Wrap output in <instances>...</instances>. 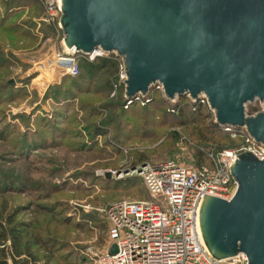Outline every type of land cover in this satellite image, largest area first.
<instances>
[{"label": "rangeland", "instance_id": "obj_1", "mask_svg": "<svg viewBox=\"0 0 264 264\" xmlns=\"http://www.w3.org/2000/svg\"><path fill=\"white\" fill-rule=\"evenodd\" d=\"M7 1L0 0V20L2 4ZM23 2L31 4L30 0ZM21 3L16 0L13 12L19 13H13L10 22L16 26L29 21L26 30L36 40L13 37L10 44L0 30V44L22 50L16 65L22 70L13 69L11 76L15 81L12 86L21 92L13 102L0 100V209L4 225L14 229L21 238L19 244L31 247L38 257L31 264H95L87 250L105 251L110 243L102 210L121 200L149 198L142 178L126 175L125 170L137 168L135 164L143 157L147 162L175 160L196 166L199 144L206 134L212 133L223 144L232 142L220 125V130H212L216 117L211 108H207L211 114L208 121L193 108L181 119L174 108L180 97L173 103L155 87L146 96L149 102L137 101L139 107L118 111L119 120L107 125L110 112L102 116V110L116 101L123 87L113 96L114 87L113 91L108 88L113 79H107L104 71L91 76L83 67L77 78L60 76L55 56L63 50V31L39 23L41 16L31 23L34 12L20 8ZM87 61L80 57L81 64ZM258 102L247 106L248 115L254 114L252 107L260 109ZM97 125L109 128L108 135L93 138L91 128ZM215 146L207 149L202 167L212 165L209 153ZM118 172L125 173L124 178H119ZM7 177H13L12 181ZM9 238L5 249L13 264Z\"/></svg>", "mask_w": 264, "mask_h": 264}, {"label": "water", "instance_id": "obj_2", "mask_svg": "<svg viewBox=\"0 0 264 264\" xmlns=\"http://www.w3.org/2000/svg\"><path fill=\"white\" fill-rule=\"evenodd\" d=\"M60 25L68 49L124 60L127 100L158 84L170 100L206 95L218 125L264 146V111L246 112L264 102V0H62ZM231 172L233 197L203 200L205 245L218 260L264 264V160L243 152Z\"/></svg>", "mask_w": 264, "mask_h": 264}, {"label": "built area", "instance_id": "obj_3", "mask_svg": "<svg viewBox=\"0 0 264 264\" xmlns=\"http://www.w3.org/2000/svg\"><path fill=\"white\" fill-rule=\"evenodd\" d=\"M40 2L43 14L38 22L62 31V0ZM55 57L59 75L72 78L81 75L80 57L90 62L97 58L112 57L118 64L113 96L119 88H125L126 66L124 60L116 54L98 50L87 55L63 45V50L57 51ZM155 88L164 93L161 84ZM124 98L126 109L137 101L149 102L148 97L142 95L127 100L124 94ZM190 100L193 104L199 102L210 108L206 95H201L197 101L192 98ZM170 101L176 102L175 99ZM258 103L262 108H258L253 115L264 111V102ZM222 128L232 139H240L242 143L233 149L210 152V167L187 166L175 160H160L125 170L126 175H138L142 178L149 198L122 200L102 210L109 226L110 243L105 251L93 248L87 250V256L94 259L95 264H249L243 253L229 259L214 258L205 245L200 227V211L205 196L225 200L233 197L237 183L231 168L238 156L243 152H250L264 160V146L257 144L245 129ZM124 174L117 176L124 178ZM112 244L118 248L116 254L110 252Z\"/></svg>", "mask_w": 264, "mask_h": 264}, {"label": "trees", "instance_id": "obj_4", "mask_svg": "<svg viewBox=\"0 0 264 264\" xmlns=\"http://www.w3.org/2000/svg\"><path fill=\"white\" fill-rule=\"evenodd\" d=\"M20 2H22L20 4V8L25 7L24 9H28V10L32 8L35 17H33V19H30L31 23H34L32 20H34L35 18L42 16L43 7H42L40 0H30V2H31L30 5H27L26 3H24L23 0H20ZM3 3L4 4H2V5H3V9H4V14L0 20L1 21L0 30H2V32L5 36V41H7L11 44V40L13 37H14V39L19 37L21 39H30V40L35 41L36 37L32 36L30 34V32H28L26 30V26H28L27 23L29 21L20 22L21 26L20 25L14 26L12 24V22H10V20L12 19L10 17H13L12 14L14 13V15H17V13H19V12H13V11H16L15 10L16 9V7H15L16 0H8L7 2H3ZM35 13H37L38 15H36ZM36 16H38V17H36ZM48 26L52 27L50 25H48ZM14 50H16V49L13 48V51L7 50V47H5L3 44H0V100L2 102H4V101L13 102L15 100V98L18 97L19 93L21 92L20 91L21 89H16L15 86H12V84H11V79H12L11 76L13 74L14 66L20 64V59H18V57H17L18 55L14 53ZM84 63L83 64L80 63L81 73H82V67L85 68L86 71L88 72V74H90L91 76H98L97 73L99 74V73L104 71L105 74L107 75V79H111V80L113 79V82L116 81V74L118 72V64L112 57H110V58H107V57L106 58H97L93 62L87 61L85 64ZM6 73H8V74H6ZM113 82H112V84H109V86H108V88H110L111 91H113ZM121 90H123V92H122V94L118 95L116 101L114 99H112V101H115V102L108 103L103 108L104 110H102V116H104L106 113L110 112L109 115L111 118L109 120H106L107 125H110V124L112 125L113 123H115L116 121L119 120L120 117L116 116L117 115L116 113L118 111L129 112V111L133 110L134 108L139 107V105H140L139 103L134 102L128 109H125L124 108V105H125L124 91L125 90H124V88H122ZM161 98L163 99V101H165L163 96ZM152 101L155 102L156 100L153 99ZM174 108L176 109V112L181 119H184L186 110L192 109V108L196 112L197 116H199V117L201 116L202 119L206 118V119H204L206 121H208L211 117V114L207 110L208 107L206 105H203L200 103L192 104L191 102H188V99H186L185 97H181L179 104L175 105ZM257 110H258V108H256V107L251 108V112H256ZM183 125H185V124H183ZM108 129L109 128H106V127L104 128L103 126L97 125L93 129L91 128V136L93 135L92 136L93 138L98 137V136L105 137L109 133L107 131ZM212 130L213 131L220 130L219 125L216 123L212 124ZM2 136H4V135H2ZM227 138L232 142V145L223 144V142H221V140L219 138L215 137L212 133L204 135L201 138V142L199 144V145H201V150L197 154L196 166H199V167L205 166L204 165L205 161H207L205 154L207 152V149H209L210 146L216 145L215 146L216 150L214 149L215 152H221L223 150L233 149V148H236V147L241 145L240 139H232L229 134L227 135ZM238 141L240 142L239 144L236 143ZM204 157H205V159H204ZM145 162H147V161L145 160V157H143L135 165H136V167H139L142 164H144ZM208 164H209V161H208ZM7 178L10 179V181H12V179H13V177H7ZM4 192L7 193L10 191L4 190ZM110 205H112V204H108L107 206H110ZM4 219H5V217L3 216L2 211L0 209V264H10L8 253L6 252V249H5V246L8 242V240L10 239L9 237L12 238V246L13 247H12V256H10V259L12 260L13 264L36 263V261H38L37 260L38 257L34 255L31 247L29 248L27 246H23L21 243L19 244L18 239H21V238L17 236L14 229L10 230V229L5 227ZM23 256L29 257L28 261L21 260V259H23V258H21ZM70 264H77V263H70Z\"/></svg>", "mask_w": 264, "mask_h": 264}, {"label": "crops", "instance_id": "obj_5", "mask_svg": "<svg viewBox=\"0 0 264 264\" xmlns=\"http://www.w3.org/2000/svg\"><path fill=\"white\" fill-rule=\"evenodd\" d=\"M7 50H12V49H8V47H7ZM12 51H13V50H12ZM14 53H15V54H21V53H22V50H21V51H19V50H14ZM14 69H15V71H21V70H22L21 67H17V66H14Z\"/></svg>", "mask_w": 264, "mask_h": 264}]
</instances>
